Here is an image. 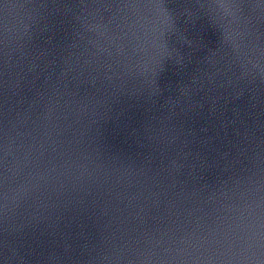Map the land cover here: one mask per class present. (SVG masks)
I'll list each match as a JSON object with an SVG mask.
<instances>
[{"label":"water","instance_id":"1","mask_svg":"<svg viewBox=\"0 0 264 264\" xmlns=\"http://www.w3.org/2000/svg\"><path fill=\"white\" fill-rule=\"evenodd\" d=\"M0 264H264V0H0Z\"/></svg>","mask_w":264,"mask_h":264}]
</instances>
